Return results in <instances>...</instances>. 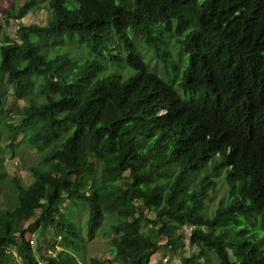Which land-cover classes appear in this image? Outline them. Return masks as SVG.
I'll use <instances>...</instances> for the list:
<instances>
[{"label": "trees", "instance_id": "1", "mask_svg": "<svg viewBox=\"0 0 264 264\" xmlns=\"http://www.w3.org/2000/svg\"><path fill=\"white\" fill-rule=\"evenodd\" d=\"M35 6L0 12V34L1 20ZM48 10L46 24H20L0 43V110L9 85L26 103L9 127L44 161L27 187L11 179L0 264H106L75 253L81 235L65 210L78 204L89 238L105 213L117 217L127 264L159 250L146 225L190 228L197 254L184 264H264V0H49ZM104 59L129 72L107 74ZM6 178L0 166V189ZM37 229L46 253H30ZM168 236L177 252L183 235Z\"/></svg>", "mask_w": 264, "mask_h": 264}, {"label": "rangeland", "instance_id": "2", "mask_svg": "<svg viewBox=\"0 0 264 264\" xmlns=\"http://www.w3.org/2000/svg\"><path fill=\"white\" fill-rule=\"evenodd\" d=\"M28 0H0V12L11 11L17 15L19 7L23 6ZM49 0H36V6L33 11L28 12L21 18L10 17L5 20H1L3 25V31L0 34V43L4 39L9 38L11 41L15 39V31L20 24L24 25H44L48 22L50 12L48 10ZM6 21V22H5ZM144 58L149 62V67L157 73H161V68L154 58L148 54L147 51L142 49ZM170 51L176 55V47L170 46ZM73 55L85 54L83 50L72 46L71 50ZM122 58L119 57L116 64L120 63ZM105 72L107 74L116 72L117 74L125 75L129 70L125 67H118L114 69L112 62L104 59ZM134 73H132L133 75ZM4 101L6 102L3 110H0V166L7 175L3 185L0 189V207L3 208L6 205H11L14 202L13 184L11 179L16 177L20 180L22 186L27 187L32 183L31 167H43V153L40 154L36 149L26 145L23 141V136L16 130L9 127V125L15 126L17 123V117L13 114L14 107L25 106V102L17 101L13 96V90L11 86H5L4 88ZM33 98L42 101V95L39 91V81L33 91ZM52 168L59 169V165L55 162L52 163ZM89 209L85 204H78L76 206H67L65 215L76 223L78 231L81 235V240L77 241L75 253L79 260L88 261L91 257H97L106 264H127V261L122 253V250L130 252L125 246L123 239V233H113L110 229L111 226L118 222L117 217L114 214L105 213L102 226L96 231L92 238L87 237V225H88ZM146 215L153 219L154 213L147 212ZM27 222L23 223L25 227ZM190 228L175 229L173 225L164 228H152L151 226H144L143 232L151 234L159 240V250L152 256L149 264H184V260L192 258L197 254L195 247H190L188 242ZM175 232L176 235H183V246L180 247L177 252H172L168 246L169 234ZM35 235V242L31 246L30 253H33L38 246L41 247V251L46 253L50 249V244L46 242V237L41 234L40 229L34 231H28L25 235V239ZM56 241V240H55ZM54 241V242H55ZM52 243V242H51ZM57 246V245H56ZM57 251L61 250L60 246L55 247ZM15 255V254H14ZM166 259V262H164ZM212 262V261H211ZM213 263V262H212ZM3 264H21L20 259L14 257H7L4 259ZM197 264H204L203 260H200Z\"/></svg>", "mask_w": 264, "mask_h": 264}, {"label": "built area", "instance_id": "3", "mask_svg": "<svg viewBox=\"0 0 264 264\" xmlns=\"http://www.w3.org/2000/svg\"><path fill=\"white\" fill-rule=\"evenodd\" d=\"M34 238H35V235L34 234H30V236L27 237L26 241L32 246L34 244V242H35ZM164 262H166V259H164Z\"/></svg>", "mask_w": 264, "mask_h": 264}]
</instances>
